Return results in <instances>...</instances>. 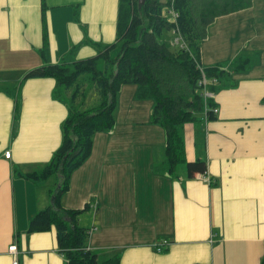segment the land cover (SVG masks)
Masks as SVG:
<instances>
[{
	"label": "crops",
	"instance_id": "obj_1",
	"mask_svg": "<svg viewBox=\"0 0 264 264\" xmlns=\"http://www.w3.org/2000/svg\"><path fill=\"white\" fill-rule=\"evenodd\" d=\"M119 6L120 0H0V264H14L9 250L14 243L19 264H65L55 227L28 232L30 219L52 202L51 177L35 183L24 174L52 158L62 141L68 106L57 97L54 78L25 75L44 64L94 56L115 42ZM175 36L172 32L169 40ZM239 56L251 61L235 73L236 86L217 88L216 80L204 89L218 117L209 120L202 110L196 136L184 135L187 158L206 160L210 182L198 174L190 177L185 163L173 175L158 169L166 158V136L150 122L152 102L141 108L137 87L122 88L119 105L140 107L129 106L125 120L130 122L123 130L128 132L131 124V132L141 134L119 138L117 122L112 130L97 133L95 141L103 139L100 150L72 174L71 191L62 199L65 207L89 205L96 227L90 248L101 255L120 253V264H260L264 0H251L250 6L221 15L208 27L203 66L229 68ZM119 143L126 150L132 144L140 147L113 153ZM77 186L81 202L73 201ZM78 222L93 226L81 217Z\"/></svg>",
	"mask_w": 264,
	"mask_h": 264
},
{
	"label": "trees",
	"instance_id": "obj_2",
	"mask_svg": "<svg viewBox=\"0 0 264 264\" xmlns=\"http://www.w3.org/2000/svg\"><path fill=\"white\" fill-rule=\"evenodd\" d=\"M251 0H120L116 41L98 54L30 69L26 78L52 77L57 97L68 106L62 123L63 137L50 161L40 169L24 174L35 183L54 174L60 184L51 190L52 202L31 219L28 232L56 228L60 252L65 264H120L118 252L101 255L89 246L90 228L79 224L85 208L65 207L63 196L70 190L72 174L92 153L98 132L110 131L116 124L118 94L126 84L137 85V98L154 102L150 122L163 128L166 136V158L159 170L175 174L185 163L188 175L207 170L204 159L188 160L184 143V123L197 118L206 109L209 120L216 119V103L202 93L199 80L202 69L218 82L217 88L236 86L235 73L250 65L249 56L236 57L231 67L203 66L201 47L208 27L217 17L246 8ZM170 6L177 11L176 21L166 14ZM43 20L45 3L42 4ZM166 30L181 35L186 48L163 39ZM47 35L44 36V45ZM91 83L96 92L95 103L83 106V87ZM201 90V91H200ZM207 107V108H206ZM103 256L104 258H101ZM260 264H264V254Z\"/></svg>",
	"mask_w": 264,
	"mask_h": 264
},
{
	"label": "rangeland",
	"instance_id": "obj_3",
	"mask_svg": "<svg viewBox=\"0 0 264 264\" xmlns=\"http://www.w3.org/2000/svg\"><path fill=\"white\" fill-rule=\"evenodd\" d=\"M162 1H165V0H162ZM171 34H172L171 30H166L164 32V34H163V39L166 40V41H168V38H169V36ZM171 40H172V42H174L173 39H171ZM71 60L72 59H70L68 61H71ZM128 85H132V86L134 85V86L137 87L136 84H126L123 87H126ZM119 94H120V92H119ZM119 94H118V102H117V108H116V113H117L116 122H117V127H118L117 128V130H118L117 137H119V138H134V137L140 135L141 134V131L139 133H137L136 130L134 129V131L131 132V129H133V127H135L134 125H131V124H130V129H129L128 132H125L123 130V128H125V126H124L125 123H129L130 122V119L129 120H125L127 113L130 111L129 108H131L129 106H132V108H138V109L140 107H137L136 105H128V103H126L124 106H120L119 105ZM95 99H96L95 89H94V87H93V85L91 83H87V85H85L83 87V94H82V96L80 98V103L83 106L91 105V104H94L95 103ZM126 100L128 102V96H126ZM137 100L140 101L141 108H144V106L148 102H152V105L154 106V102L152 100H150V99H137ZM201 111H198L197 112V116H198V114ZM117 117H118V119H117ZM196 121H197V118L196 119L189 120V121H187V122L184 123L183 133H184L185 136H193V137L196 136V133L198 132V123ZM136 127H139V126H136ZM98 133H100V132H98ZM102 135H106V134H102ZM102 142H103V139H99V140H96L95 141V137H94V144H93L92 153L93 152H97L98 150H100ZM124 147H126V146H124L123 144L119 143L118 145L114 146L113 153H115V152L122 153V152H127V151H129V152L132 151L133 152L135 150V148L140 147V145L132 144V145L129 146L130 149H128V150L123 149ZM92 153H91V155H92ZM87 160L81 165V167L87 162ZM49 181H51V184H52V187L51 188H55L56 189L59 186L61 179H60V176L58 174H54V175L51 176V180L49 179ZM70 187H72V186L70 185ZM70 191H71V188H70L69 192ZM73 193H74V196H75V199H73V201L74 202H81L82 201V197H79V195L81 193L80 186H77L76 191L73 192ZM90 193H91V191H88L87 196H90V197L95 196V195H92V196L89 195ZM95 198H96V196H95ZM90 211L91 210L83 211L79 215V218L81 217V219H83V222H85L86 224H90L92 226V225H95V223H93V221H92L93 219H92V214H90ZM92 211H93V209H92ZM86 213H89V214L86 215ZM82 214H83V216H82ZM101 258H104V257L101 256Z\"/></svg>",
	"mask_w": 264,
	"mask_h": 264
},
{
	"label": "built area",
	"instance_id": "obj_4",
	"mask_svg": "<svg viewBox=\"0 0 264 264\" xmlns=\"http://www.w3.org/2000/svg\"><path fill=\"white\" fill-rule=\"evenodd\" d=\"M167 14H168V16L170 17V19L172 21H176V18L178 17V13H177V11L174 10L173 7H171L167 11ZM174 42L175 43H178L181 47L186 48V43L183 40V38H177L176 40H174ZM202 74H203V79L199 81V85L202 87V89L204 91V89H206V87L208 86V84L211 83V82H215L216 79L213 78V77H207L206 76V73L204 72V70L202 71ZM205 94H208V93L205 92ZM213 111L218 114L219 109L217 107L216 108L214 107ZM5 156L9 158L11 156V151L10 150L9 151H6ZM197 174H198V178L203 179V180L206 179L208 182L211 181V177L206 173V171H204V172H197L196 175ZM94 206H95L94 207V210L96 211L97 210V206L96 205H94ZM95 229H96V227L94 225L90 228V230H89L90 235H91V233ZM165 244H166V241H164L161 245L158 246V250L161 251L163 249V245H165ZM17 247L18 246H17L16 243H14V244H12V245L9 246L10 253L13 256V262H14V264H19V258H18V255H17Z\"/></svg>",
	"mask_w": 264,
	"mask_h": 264
},
{
	"label": "bare ground",
	"instance_id": "obj_5",
	"mask_svg": "<svg viewBox=\"0 0 264 264\" xmlns=\"http://www.w3.org/2000/svg\"><path fill=\"white\" fill-rule=\"evenodd\" d=\"M177 19V18H176ZM177 38H182V36L181 35H176L174 38H173V40H176ZM184 40V39H183ZM175 43V42H174ZM202 71H203V69H202ZM203 79V76H202V78H200V80H202ZM199 80V81H200ZM203 95H204V97H206V98H209L210 96H209V93L208 94H205V92H203ZM215 108H216V106H215ZM218 108V107H217Z\"/></svg>",
	"mask_w": 264,
	"mask_h": 264
},
{
	"label": "water",
	"instance_id": "obj_6",
	"mask_svg": "<svg viewBox=\"0 0 264 264\" xmlns=\"http://www.w3.org/2000/svg\"><path fill=\"white\" fill-rule=\"evenodd\" d=\"M146 0H139V6L142 7V5L145 3Z\"/></svg>",
	"mask_w": 264,
	"mask_h": 264
}]
</instances>
